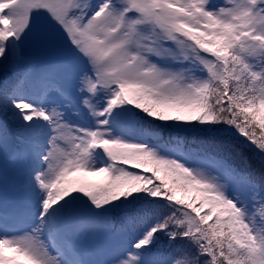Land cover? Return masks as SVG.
Masks as SVG:
<instances>
[{
  "label": "snow or ice",
  "instance_id": "obj_1",
  "mask_svg": "<svg viewBox=\"0 0 264 264\" xmlns=\"http://www.w3.org/2000/svg\"><path fill=\"white\" fill-rule=\"evenodd\" d=\"M0 264H264V0H0Z\"/></svg>",
  "mask_w": 264,
  "mask_h": 264
},
{
  "label": "trees",
  "instance_id": "obj_2",
  "mask_svg": "<svg viewBox=\"0 0 264 264\" xmlns=\"http://www.w3.org/2000/svg\"><path fill=\"white\" fill-rule=\"evenodd\" d=\"M169 130L172 132L171 135H173V138H176V135H177L176 130H171V129H169ZM165 132H169V131L165 130ZM257 132H259V128H257ZM180 135H185V134L184 133H180ZM190 139L191 138H189V140ZM245 156L247 157V161H242L239 158H237V161H236L237 164L240 165V166H243L245 163H250L251 166H252V169L254 171H256L257 173H259V171L261 169L259 158L254 153H252L251 151H249L247 149L245 150ZM138 230H139V227L131 228V229H129L126 232L125 235H127L128 237H131V236L133 237L134 235H132V233L133 232L137 233Z\"/></svg>",
  "mask_w": 264,
  "mask_h": 264
},
{
  "label": "rangeland",
  "instance_id": "obj_3",
  "mask_svg": "<svg viewBox=\"0 0 264 264\" xmlns=\"http://www.w3.org/2000/svg\"><path fill=\"white\" fill-rule=\"evenodd\" d=\"M91 179H101V178L100 177H91Z\"/></svg>",
  "mask_w": 264,
  "mask_h": 264
}]
</instances>
